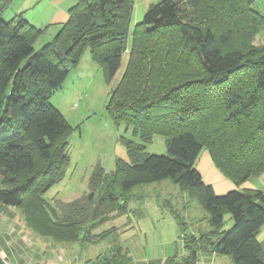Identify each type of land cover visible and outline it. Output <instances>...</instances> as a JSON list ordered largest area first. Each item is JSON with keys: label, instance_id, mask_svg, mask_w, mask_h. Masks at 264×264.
<instances>
[{"label": "trees", "instance_id": "1", "mask_svg": "<svg viewBox=\"0 0 264 264\" xmlns=\"http://www.w3.org/2000/svg\"><path fill=\"white\" fill-rule=\"evenodd\" d=\"M254 2L157 0L128 44L133 0H75L37 50L43 29L20 15L0 17V204L18 208L34 234L55 242L97 243L110 235V254L94 264H126L118 227L94 230L128 212L137 185L169 179L200 204L208 227L191 229L173 211L185 254L164 264H196L212 254L232 264H264L257 239L264 192L217 194L195 168L205 148L237 185L264 173V42H254L264 15ZM87 50L108 81L127 52L106 111L139 140L123 138L129 160L117 159L109 171L96 165L83 196L51 205L43 193L67 165L69 125L49 96ZM154 134L165 137L167 154L145 151ZM226 214L233 220L227 230Z\"/></svg>", "mask_w": 264, "mask_h": 264}, {"label": "rangeland", "instance_id": "2", "mask_svg": "<svg viewBox=\"0 0 264 264\" xmlns=\"http://www.w3.org/2000/svg\"><path fill=\"white\" fill-rule=\"evenodd\" d=\"M139 1L133 0L128 44L131 39V30L136 23L142 20L148 7L145 5V8H142ZM255 3L256 9L264 10V0H255ZM49 5L48 0H14L6 9V13L12 9L19 10L23 11L30 21L43 22L41 27L43 30L37 38V41L41 43L35 44L36 50L46 42V38L51 36L52 39L59 29L54 30V27L49 26L45 20L48 14L45 11L50 9L46 7H50ZM258 36V34L255 36L256 44L260 43ZM127 59L128 54L125 52L119 69L108 81L101 66L91 58L89 50H87L82 54L79 62L71 66L63 84L50 94V103L60 111L68 123L69 129L66 133L67 165L61 177L43 193V198L47 203L54 205L57 201L67 202L83 196L88 190L89 177L96 165L109 171L113 169L117 159L129 160L122 139L131 138L136 141L139 139L133 135L132 129L124 122L114 123L106 111L109 93L118 85ZM145 151L154 154H167L165 137L161 134H154L151 141L145 144ZM207 159L210 157L204 148L196 160L195 168L200 173L202 180L210 184L217 194L243 188L259 189L264 192V173L252 176L239 185L227 178L234 187L228 185L222 187L220 183L223 179L219 178L214 171L207 170ZM223 189L224 191H222ZM133 192L135 195L140 194L141 197H139L144 200L152 201L149 206L152 210H158L159 214L156 217L164 221V227H166L167 220L171 216L174 217L173 211L185 219L190 228L193 227L199 231L208 227L205 220L207 214L204 209L197 201L189 199L188 193L172 180L140 184L134 188ZM27 200L28 197H25L24 204L28 202ZM123 217L122 215L116 216L113 221L123 220ZM232 223L230 214H226L224 229H229ZM3 224L6 231L0 230L2 244L21 241L22 245L27 247V245L36 243L31 236L34 235L31 227L25 222L18 208H0V228ZM257 239L264 243V225L258 232Z\"/></svg>", "mask_w": 264, "mask_h": 264}, {"label": "crops", "instance_id": "3", "mask_svg": "<svg viewBox=\"0 0 264 264\" xmlns=\"http://www.w3.org/2000/svg\"><path fill=\"white\" fill-rule=\"evenodd\" d=\"M13 1L0 0V3L7 2L6 6L0 11V17L7 18H3L4 20H11L20 15L35 26L42 27L43 22L30 21L23 11L12 9L9 13H6L7 7ZM152 1L156 2L157 0H140L139 5L145 8V5L147 7L149 3H153ZM48 3L50 7L46 8L50 9L45 11L48 12L45 20L49 26H53L54 30H57L60 24L68 19V9L75 3V0H48ZM254 4L256 5L255 2ZM257 10L264 15V10ZM257 34L259 35V42L263 43L264 25ZM46 39V42L50 41L51 36ZM37 40L34 46L41 43ZM207 161V170L214 171L219 178L223 179L220 185L222 187L228 185L233 188V184L231 185L230 181L218 171L211 158L207 159ZM216 191L219 192L220 190ZM139 196L140 194H136L130 199L129 210L122 215L125 219L123 217V220L118 222L108 221L94 230V232L102 231L112 225L117 226L118 230L115 238L129 258L126 264H164L166 259L174 255L176 259H180L185 254V251L182 241L178 238V226L175 219H173L174 217L172 218L170 215L171 217L167 220L166 227H164V221L156 217L159 214L158 210H152L149 206L152 201L149 199L144 200ZM6 207L10 206L0 204V208ZM0 230L2 232L6 231L4 224ZM31 236H33L32 238L36 243L30 246L27 245V247L23 246L21 241H11L9 244L0 242V257L8 264H94L97 259L108 256L112 246V237L110 235L97 243H88L84 240H79L75 243H59L50 237L37 236L35 234ZM196 264H232V262L227 256L212 254L202 255Z\"/></svg>", "mask_w": 264, "mask_h": 264}, {"label": "water", "instance_id": "4", "mask_svg": "<svg viewBox=\"0 0 264 264\" xmlns=\"http://www.w3.org/2000/svg\"><path fill=\"white\" fill-rule=\"evenodd\" d=\"M0 264H8V263L5 262V261L0 257Z\"/></svg>", "mask_w": 264, "mask_h": 264}]
</instances>
